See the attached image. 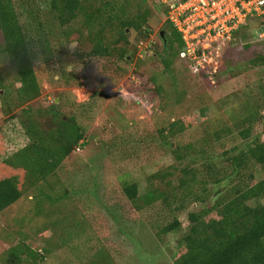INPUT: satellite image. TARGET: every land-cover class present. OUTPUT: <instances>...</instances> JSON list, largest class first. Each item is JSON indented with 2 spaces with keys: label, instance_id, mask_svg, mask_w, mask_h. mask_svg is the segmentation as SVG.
I'll return each instance as SVG.
<instances>
[{
  "label": "rangeland",
  "instance_id": "1",
  "mask_svg": "<svg viewBox=\"0 0 264 264\" xmlns=\"http://www.w3.org/2000/svg\"><path fill=\"white\" fill-rule=\"evenodd\" d=\"M82 1L108 4L122 17L149 7L148 32L127 29L128 41L118 43L127 59L94 56L98 27L88 28L85 14L62 25L50 0H13L40 93L30 101L19 94L0 29V180L17 175L23 188L25 170L3 159L29 142L26 108L45 125L51 114L37 111L57 104L85 128L87 143L49 178L51 198L33 189L0 213V264H14L13 253L15 264H175L191 211L214 207L217 191L230 185L264 179L255 159L240 175L231 161L256 136L264 140V36L242 28L212 63L218 73L196 75L181 52L163 64L160 31L169 28L155 0ZM118 23L105 25L106 43L119 37ZM150 44L148 55L141 52ZM243 127L249 139L239 134ZM127 182L138 184L136 200ZM154 189L163 196L147 203ZM212 218L216 210L205 213ZM175 220L181 226L166 232Z\"/></svg>",
  "mask_w": 264,
  "mask_h": 264
},
{
  "label": "trees",
  "instance_id": "2",
  "mask_svg": "<svg viewBox=\"0 0 264 264\" xmlns=\"http://www.w3.org/2000/svg\"><path fill=\"white\" fill-rule=\"evenodd\" d=\"M50 6L62 25L71 23L83 13L88 28L93 30L98 27L91 38L94 46L90 53L94 56L114 55L120 60L127 59V48L124 45L118 46V43L125 39L128 41L127 29L148 32L147 23L151 12L149 7L122 17L118 11L108 8V4L105 10L82 0H50ZM120 12L123 13L124 10L120 9ZM112 20L119 21V37L114 43H106L105 25H111ZM259 21L252 18L247 21L245 27H257ZM165 22L169 30L165 33L163 64L168 68L171 61L180 54L184 42L177 29L170 22ZM0 29L5 37L10 61L16 67L20 78L19 94L24 101L33 100L39 95L40 86L30 61L31 51L27 36L20 24L13 0H0ZM24 111L26 116L22 125L29 142L4 157L3 162L13 168L24 169L25 180L22 189L18 186L17 175L0 180V213L18 201L25 192L33 189L37 191V196L51 198L44 192L45 186L51 187L49 178L56 174L63 161L78 146H85L87 143L85 128L74 116L61 113L57 104L37 111L40 115L51 114L49 122L45 125L37 119L34 110L26 108ZM248 121L251 122V117L242 122ZM239 134L243 139H249L251 130L243 127ZM252 159L264 165V140L259 136L253 138L243 150L231 158L232 174L240 175ZM124 190L132 200L138 198L139 189L136 182L125 183ZM216 195L218 200L214 207L189 213L190 226L180 244L184 251L176 258L175 264H264V179L244 186L230 185L217 191ZM160 196H163V193L154 189L149 190L144 197L147 203H150ZM210 210H216L219 218L206 220L205 213ZM180 226L181 222L175 220L165 231L171 232ZM12 257L11 263L15 264L17 255L13 253Z\"/></svg>",
  "mask_w": 264,
  "mask_h": 264
},
{
  "label": "built area",
  "instance_id": "3",
  "mask_svg": "<svg viewBox=\"0 0 264 264\" xmlns=\"http://www.w3.org/2000/svg\"><path fill=\"white\" fill-rule=\"evenodd\" d=\"M164 6L165 21L180 33L184 45L181 50L193 74L204 72L215 76L217 57L221 48L236 39L248 20H260L256 31L264 36V0H155ZM150 45L141 50L149 53ZM216 59V61H215ZM213 68V69H211ZM210 76V77H211ZM133 99L137 100L136 96ZM142 101V100H141ZM80 150V146L76 148Z\"/></svg>",
  "mask_w": 264,
  "mask_h": 264
},
{
  "label": "flooded vegetation",
  "instance_id": "4",
  "mask_svg": "<svg viewBox=\"0 0 264 264\" xmlns=\"http://www.w3.org/2000/svg\"><path fill=\"white\" fill-rule=\"evenodd\" d=\"M160 37L162 38L163 43H164L166 41L165 32H164V34H162L160 31Z\"/></svg>",
  "mask_w": 264,
  "mask_h": 264
},
{
  "label": "water",
  "instance_id": "5",
  "mask_svg": "<svg viewBox=\"0 0 264 264\" xmlns=\"http://www.w3.org/2000/svg\"><path fill=\"white\" fill-rule=\"evenodd\" d=\"M261 31H264V27L261 28ZM164 30L161 31L162 34H164Z\"/></svg>",
  "mask_w": 264,
  "mask_h": 264
},
{
  "label": "crops",
  "instance_id": "6",
  "mask_svg": "<svg viewBox=\"0 0 264 264\" xmlns=\"http://www.w3.org/2000/svg\"><path fill=\"white\" fill-rule=\"evenodd\" d=\"M11 167V166H10Z\"/></svg>",
  "mask_w": 264,
  "mask_h": 264
}]
</instances>
